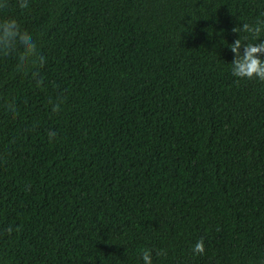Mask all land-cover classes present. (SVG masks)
Returning <instances> with one entry per match:
<instances>
[{
    "label": "trees",
    "instance_id": "trees-1",
    "mask_svg": "<svg viewBox=\"0 0 264 264\" xmlns=\"http://www.w3.org/2000/svg\"><path fill=\"white\" fill-rule=\"evenodd\" d=\"M0 16L46 57L21 75L0 59V264H264V81L231 73V44L264 39V0Z\"/></svg>",
    "mask_w": 264,
    "mask_h": 264
},
{
    "label": "clouds",
    "instance_id": "clouds-1",
    "mask_svg": "<svg viewBox=\"0 0 264 264\" xmlns=\"http://www.w3.org/2000/svg\"><path fill=\"white\" fill-rule=\"evenodd\" d=\"M19 8L28 10L31 7V0H16ZM8 7V0H0V10ZM235 29V28H234ZM239 31L258 32L259 28H253L248 23H242ZM247 40V37H245ZM241 40L236 39L231 45V50L235 54L231 62V73L238 78H255L264 81V39H257L255 43L246 42L243 44L241 52ZM12 56L15 58L13 65V74L21 75L31 72L32 69H38L46 62V57L41 54L37 39L21 30L17 20L14 17L0 16V59ZM35 76L36 72H32ZM39 83V81H38ZM53 111L57 110V105L53 104ZM7 113L10 116L16 115V108L9 104ZM55 135V133H51ZM204 253V243L198 239L192 246V254L202 255ZM143 264H153L151 251L145 249L141 254Z\"/></svg>",
    "mask_w": 264,
    "mask_h": 264
}]
</instances>
